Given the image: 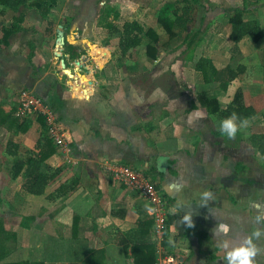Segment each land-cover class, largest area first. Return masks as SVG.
<instances>
[{"label": "crops", "instance_id": "0c3cea01", "mask_svg": "<svg viewBox=\"0 0 264 264\" xmlns=\"http://www.w3.org/2000/svg\"><path fill=\"white\" fill-rule=\"evenodd\" d=\"M221 1L228 7L206 9L192 27L201 30V42L188 50V32L175 28L176 34L183 32L180 51L175 55L172 49L177 46L166 48L169 40H160L156 60L146 55L148 39L138 46L145 49L143 55H131L130 50L121 57L110 45L63 36L64 41L56 43V57H50L56 69H43L38 65L45 57L22 36L25 27L0 48V228L4 238L13 241H7L13 248L5 263L14 264L12 257L29 256L30 251L38 255L25 256L31 264H133L131 246L126 251L123 239L138 229L140 219L153 218L157 260L172 255L176 264H228L227 252L251 238L258 249L253 264H264V234L252 236L257 229L264 233V71L262 65L259 70L247 66L264 64V45L263 39L253 43L245 38L235 49L229 17L240 7L239 0ZM242 2L240 9L248 7L246 21L257 11L264 14V2L256 10ZM138 7L139 15L142 10L151 14L148 7ZM253 22L264 31L258 16ZM154 25L162 34L157 17ZM70 48L77 58L70 57ZM198 53L217 69L244 65L246 71L223 90L218 82L206 83L196 70ZM23 89L43 100L66 131V146L54 144L56 151L46 158L51 147H45L48 133L40 118L15 117ZM239 91L256 114L229 138L219 130L226 117L203 98L217 100L224 110ZM40 156V172L53 178L45 193L36 196L24 183L28 160ZM119 167L146 176L159 188L164 199L162 229L148 210L150 201L114 181ZM205 191L212 193L207 203ZM186 214L190 225L182 220ZM31 239L40 243L28 244ZM51 240H56V249L50 256L42 254Z\"/></svg>", "mask_w": 264, "mask_h": 264}, {"label": "trees", "instance_id": "16d2710c", "mask_svg": "<svg viewBox=\"0 0 264 264\" xmlns=\"http://www.w3.org/2000/svg\"><path fill=\"white\" fill-rule=\"evenodd\" d=\"M198 4H200L199 0H178L175 2H168L164 5V7H162V9H160L157 16V24L162 28L163 33L169 36L170 40H173L177 36L174 31L175 28L188 32L185 39L188 50H191L196 42H201L199 41V34L201 33V30H194L192 28L196 5ZM57 5V0H0V15H4V6L9 8L14 13L18 12L17 17L13 18L10 26L1 25L0 23V48L7 47L9 45L10 38L23 31V24L26 19L23 9L36 11L40 17L46 19L51 10L57 7ZM247 11V6H244L243 9L236 8L229 17V23L232 26L230 40L234 42L236 50L238 49L237 45L245 38H248L253 43H258L264 38V31L256 22L246 21L244 19V14ZM105 12H108L107 14H109L110 12H113V10L110 9V11H103L104 14ZM115 31L117 33H122L119 44L122 55H125L131 49H135L140 46L143 39L147 38L148 43L145 47L146 55L150 60L157 59L160 35L155 29L145 30L142 25H140L137 21H134L126 22L122 32H120L119 29H116ZM68 54L71 58L78 57V54L74 53L73 48H70V52ZM196 70L202 73L206 83L218 82L223 90H227L229 85L239 75L246 71V66L238 65L236 68L227 66L223 69H217L211 59L200 57L196 62ZM242 98L243 96L239 91L235 95L233 102L224 110L220 108L218 101L215 99L203 98V101L205 104H214L216 111H221L226 118L235 112L241 118L249 119L256 114V110L251 106H246L243 103ZM46 106L50 109L48 105ZM39 118L44 130H46L49 136L48 125H46L45 121L46 118ZM48 136L46 135L47 142L45 147H51L53 149L50 148V152L45 155V158L56 151L53 146L55 144L53 139ZM262 138L264 140V136ZM45 147L44 150L46 149ZM42 160L41 156L37 159L33 158L28 160L24 189L31 195H43L49 185L50 179L53 178L52 175L40 172L39 165ZM59 171V169H56L55 173H58ZM156 189L161 194L159 188L156 187ZM153 223V218H146L143 220L140 219V221H138V229L134 230L130 233V235L126 234L123 239L122 245L126 251L131 246L132 256L130 259L133 264H156L157 262V250L151 231ZM168 226L169 222H167L164 226L166 235Z\"/></svg>", "mask_w": 264, "mask_h": 264}, {"label": "rangeland", "instance_id": "374dc122", "mask_svg": "<svg viewBox=\"0 0 264 264\" xmlns=\"http://www.w3.org/2000/svg\"><path fill=\"white\" fill-rule=\"evenodd\" d=\"M168 0H58V5H57V11L53 14H50L46 19H43L40 17L36 11H27V9H23V12L26 11L27 16H26V21L24 22L23 26L26 28V33L23 34L22 36L26 37V39H29V42L33 43L32 45L35 44V52L36 54L39 53L43 55L45 58L43 60H40V64L38 66L40 67H46L43 69H49L50 66L54 67L56 69V62L50 61V57L55 56L56 53H58V48L56 49L57 45L61 41L60 36H65L70 38L71 41H88L92 43L93 45L100 44L104 48H106L107 45H110V50L112 47H114L113 51L114 53H117L121 57H124L128 54L131 55H138L139 54H144L143 48H135L131 49L130 52H127L125 55H122L121 49L119 47L120 44V38L122 33H117L115 30L119 29L120 32L123 31L124 24L126 22H134L138 20H142L141 23H143V27L145 30L147 29H154V22L157 15V10L159 11L164 7V3L167 2ZM178 1V0H171V2ZM243 1V0H242ZM239 0L237 2V5L240 6L238 8H241V6L244 5V2ZM245 5H248L251 9H257L260 4L264 2V0H259L260 2L254 4L255 0H246ZM200 4L196 5V16L198 15V19L195 21L193 20L192 25L197 26L198 22L200 20V17L205 15L206 9H219L222 8V6H225L226 2L221 1V0H199ZM249 2L251 4H249ZM138 5H141L142 8L148 7L151 10L150 15H145L144 12L145 10H142V14H138L136 12V7ZM151 5V6H150ZM236 4L232 5L234 7ZM150 6V7H149ZM228 7V6H225ZM139 8V7H138ZM137 8V9H138ZM110 9L113 10V12H105L103 11H110ZM145 9V8H144ZM234 8H231L232 10ZM255 9V10H256ZM135 10V12H134ZM207 10V11H208ZM4 15H0V23L1 25L5 26H10L12 23V20L14 17H17V13H12L11 10L7 7H3ZM76 11V12H75ZM66 12V16H61V13ZM85 16H83V14ZM117 14V15H116ZM255 14V13H253ZM196 16L194 17L196 19ZM258 16V18L263 22V28H264V14H260V12L257 11V14L253 15L252 18L249 16L246 18L247 20L250 19L253 21V18ZM211 18V16H207ZM227 19V17H224ZM245 18V17H244ZM79 20L80 23L78 22ZM86 22V24H84ZM66 23V24H64ZM70 24V28L66 31L63 29L64 26H67ZM158 29L159 26H156ZM87 29V30H86ZM58 30V35H56V31ZM162 34H160V40L162 43L166 42L169 40L168 47H174L175 45H180L182 39L181 38L183 32L180 34L178 33L177 36L170 42L169 36L165 33H163V30L160 31ZM1 35V34H0ZM162 37V38H161ZM147 38H144L145 40ZM147 41V40H145ZM175 41V42H174ZM27 43V42H26ZM57 43V45H56ZM142 44V42H141ZM140 44V47H141ZM173 44V45H172ZM262 44L264 45V38L262 40ZM172 45V46H171ZM143 47V46H142ZM34 49V48H33ZM180 47L177 46V48L172 49L173 53L175 55L178 54L180 51ZM26 50L28 48L26 47ZM31 51V47L29 48ZM139 50V51H138ZM200 54H196V61L199 59ZM78 63L81 61L80 57L78 59H75ZM264 61V59L262 58ZM55 61V60H54ZM262 65V69H261ZM247 66L250 67L252 70H263L264 71V64H247ZM84 72V71H83ZM29 89H23L21 92L18 93L17 97V107L19 106V100L21 97V94ZM32 91V90H31ZM33 92V91H32ZM34 93V92H33ZM35 94V93H34ZM43 101V100H42ZM38 117H44V115H33V118ZM15 117L19 120H27L31 116H24L21 114V110L17 108L15 111ZM45 118V117H44ZM47 122V119H45ZM5 233L3 232V229L0 228V264H12V263H5L4 261L6 260L5 256H8L11 252L10 249L12 246L13 241L12 239L4 238ZM11 241L12 243L10 244L11 247L8 246L7 241ZM8 241V242H9ZM17 242V241H16ZM33 245L34 243L39 244L40 240L38 239H31L28 244ZM31 246H29L30 249ZM56 249V240H51L47 242V247L46 251L42 254L46 255L48 254L49 256L53 253V250ZM12 250V249H11ZM14 253V252H13ZM51 253V254H50ZM29 256L27 255H22L20 257H12L10 260L16 261L14 264H21V263H30V261H27L26 257L31 259L34 258V256H38L35 253H32L29 251ZM26 256V257H25Z\"/></svg>", "mask_w": 264, "mask_h": 264}, {"label": "built area", "instance_id": "2783aa9c", "mask_svg": "<svg viewBox=\"0 0 264 264\" xmlns=\"http://www.w3.org/2000/svg\"><path fill=\"white\" fill-rule=\"evenodd\" d=\"M21 114L24 116L44 115L47 119L48 132L51 139L59 147H64L67 144L66 131L58 122L55 113L50 110L44 102L36 97L31 91L27 90L21 94L19 106ZM113 179L120 185H125L134 190H138L152 205L153 214L158 223V228L162 229L164 218V199L146 176L133 171L128 167L116 168L113 172ZM158 229V230H159ZM176 258L172 255L161 256L156 264H176Z\"/></svg>", "mask_w": 264, "mask_h": 264}, {"label": "clouds", "instance_id": "9594fccd", "mask_svg": "<svg viewBox=\"0 0 264 264\" xmlns=\"http://www.w3.org/2000/svg\"><path fill=\"white\" fill-rule=\"evenodd\" d=\"M248 123V120L246 118H241L238 116L237 113L233 112L230 116L227 118H224L220 121L219 130L226 134L229 138H234L237 131L245 127ZM204 202L207 203L208 200L212 199V193L209 191H205L202 194ZM256 207H259V205H256ZM149 212L153 211V209L149 208ZM262 217L257 216L256 220L261 221ZM183 221L188 222V224H191L190 221V215L186 214L182 217ZM221 230L224 232L228 231L227 225H221ZM262 234V231L260 229H257L255 232L252 233L253 237L259 238ZM258 249L256 245L253 243V240L251 238L245 239L242 242V246L234 248L231 251L227 252V262L228 264H253L252 257H254L257 253Z\"/></svg>", "mask_w": 264, "mask_h": 264}, {"label": "water", "instance_id": "95a60500", "mask_svg": "<svg viewBox=\"0 0 264 264\" xmlns=\"http://www.w3.org/2000/svg\"><path fill=\"white\" fill-rule=\"evenodd\" d=\"M61 37V41H64V37H63V35L62 36H60Z\"/></svg>", "mask_w": 264, "mask_h": 264}]
</instances>
